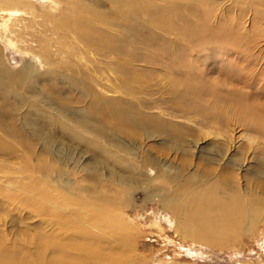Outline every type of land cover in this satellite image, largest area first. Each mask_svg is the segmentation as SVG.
<instances>
[{
  "label": "rangeland",
  "instance_id": "obj_1",
  "mask_svg": "<svg viewBox=\"0 0 264 264\" xmlns=\"http://www.w3.org/2000/svg\"><path fill=\"white\" fill-rule=\"evenodd\" d=\"M43 1L34 0L32 10L28 9L29 14L22 17L23 23L26 25L14 20L8 21L5 26V19L0 16V202L13 199L11 203L9 202L10 204H0V234L13 236L22 230L29 238L26 244L28 246L26 250L30 249L28 251L29 259L34 261L36 253L34 247L32 248L30 245L32 237L37 232V227L51 232V228L53 225L55 226L58 218L67 219L72 213L74 217L71 216V218L76 223L81 222L88 225L93 229V233L101 234L100 232L105 230V235L114 237L113 242L121 252L132 257L126 264H264V222L259 221L254 227H244L231 236L230 242L224 244L223 247L213 244L212 246L187 236L183 232L186 225L185 214L175 213L173 218L170 208L164 207L167 199L168 202L173 203V200L168 198V193L174 189L176 182L175 179L170 180L169 178L168 180V176L165 174L171 176L177 172L174 167L177 169L181 167L182 154L180 151L168 149L167 154L165 152L157 153L155 150L157 146L166 148L167 144L157 139H147L143 135L140 141L144 139V142L138 143H141L140 149L143 147V149L150 150L152 154L150 157L161 162L159 161V166H152L151 170L146 167V174L139 171L137 179L129 176V180L132 182L125 183L126 180L120 175L124 171L127 172V164L136 162L137 157L139 159L135 153L137 141L131 142L122 139L126 143L124 145L130 150L132 149L131 152L125 153L122 149L113 146L112 140L107 137L100 138L94 131L95 124L99 123L101 119L103 120V117L101 113L88 109L93 93L103 97L104 103L107 100L106 103H109V106L121 108L124 105L123 108L129 109L131 114H139L141 104L148 99L151 101L153 98L159 97L161 100H165L169 96L165 94L169 89L166 79L169 70L161 66L160 59L152 58V62L146 59L150 55L156 57L153 53H157L158 47L152 44L157 43V40L163 42L162 46L168 49L171 47V39L174 37L168 39L169 37L161 36L158 39L152 34L153 32H150L148 37L144 38L147 39L146 46L140 43L131 45L130 43L135 42L129 43L132 35L131 32H128L129 30L121 26L115 28L114 25L98 23V28L106 33L104 39L109 38L108 35L115 38L116 50L105 53L104 39H101L99 42L104 47L99 52L94 51L85 42L76 39L77 35L73 33L71 36L69 35L67 42L60 41L63 45L62 53L56 51L55 48L48 51L45 46L46 38L54 40V36L50 32L52 25L49 21L52 22V20L46 17L50 12V2ZM80 1L88 3L90 8L104 12L105 16H110L114 12L110 0ZM202 1L205 0H199V2ZM160 2L165 3L166 1L160 0ZM210 3L214 11V19L219 22L232 21L238 25V39L245 43H240L242 47L237 44L238 51L236 53L238 55L232 53L233 55L227 56L224 61L234 63L241 56H243L242 60L246 59L244 56H247L246 60L249 57L250 59L245 63L246 70L250 69L251 64L254 73L260 67L263 71L264 1L256 2L254 7H250L251 5L246 4L244 0H210ZM59 11L57 16L69 11V5L63 3ZM142 18L146 19L147 17L142 16ZM234 19H239V21ZM17 25L27 26L24 28L23 35L19 33L20 29ZM145 26L147 27L145 30H151L148 24ZM33 28L37 30L34 32ZM38 31L39 36L37 35ZM48 33L49 36H47ZM8 36L17 41L21 40L23 43L19 42L15 47L8 45ZM145 36L140 37L143 39ZM232 44L233 42L228 47ZM128 51L127 57L132 55L134 59L133 62L124 65ZM200 53L194 55V61L198 62L199 57L207 63V67L214 64V66H219L211 56H205L203 52ZM36 54L43 55V58L38 59ZM50 59L53 63L49 65L46 60ZM245 59L244 61H246ZM260 61H262V65H259ZM254 64H257L255 68ZM24 66L30 67L33 75L21 76L19 73ZM119 69L125 72L129 71L130 77L127 82L130 87L128 89H125L122 84L124 82L123 73ZM136 69H138V74H136ZM196 70L198 71L197 68ZM232 73L236 76L234 72ZM222 75L217 72L210 76L212 78L221 77L220 79L228 88L242 90L250 97V103L261 104V110L264 112L263 80L256 78L252 80V75L248 79L238 78L237 81L240 82L239 79H241L242 82L238 84L237 81L232 82L226 75ZM198 80L201 79L198 78ZM76 81L80 83L77 87L69 85ZM84 85L91 87L87 89ZM204 86H207L206 82H204ZM124 90L127 91L124 92ZM224 93L226 92L224 91ZM120 102H124V104L121 105ZM170 105L171 102L168 100L161 104L160 102H151L143 109L149 113L157 114V116L161 115L168 120L181 124L188 122L193 126L192 135L197 142L194 145L186 142L188 144L186 147L189 150L186 158L190 163L182 173L194 175V179H197L195 176L198 170L197 166L200 163L203 164V159L199 157L210 146L211 138L205 133L220 129L226 133L225 135L231 136V142H233V148L230 147L227 154L236 155L240 152V158H244L245 155H242L241 152H249V159L244 161L247 168H241L239 172L237 170V176L239 179L241 178L239 182L247 183V179L257 180L255 174L259 168L264 173V136L258 130L248 129L237 122L223 126L224 128L220 125L213 127L209 119L200 117L199 114H196L197 112H194L192 120H189L183 117V112L171 111L173 109L169 108ZM81 112H91L89 115L90 127L78 120L80 117L78 113ZM47 138L52 140L50 146H48L49 139ZM250 139L257 140H255L257 144L255 142V147L252 149L250 148ZM254 149L255 152H253ZM121 167L122 170H120ZM151 180L152 183H150ZM194 184L197 187L200 182ZM164 188L168 191H164ZM98 191L105 193L104 200L97 198L103 194H99ZM93 192L98 194L95 195ZM40 195L41 197L44 195L42 197L44 199ZM91 195L92 197L88 198ZM26 196L28 200L31 198L38 200L41 206L52 209H49L48 212L45 209L44 212L38 213L39 216H33L32 207L29 206L28 201L26 203L24 201ZM184 197L183 194L177 192L173 199L174 202H179L184 200ZM103 203L107 205L108 209L102 208ZM92 221L98 222L91 225ZM113 221L114 223H112ZM107 222L111 225H107ZM119 224L123 225L120 229ZM252 224L254 222L248 220L244 225L251 226ZM119 230H122L123 233H119ZM9 254V252L3 251L0 256L7 264L13 262V259H9Z\"/></svg>",
  "mask_w": 264,
  "mask_h": 264
},
{
  "label": "bare ground",
  "instance_id": "obj_2",
  "mask_svg": "<svg viewBox=\"0 0 264 264\" xmlns=\"http://www.w3.org/2000/svg\"><path fill=\"white\" fill-rule=\"evenodd\" d=\"M48 1L50 2V12L46 17L52 20V22L49 21L50 25H52L50 32L54 36V40L52 38H50L51 40L48 38H46L47 40L45 39V46L48 51H52L54 50L53 48H55L56 51L62 53L63 45L60 41L67 42L69 35L71 36L73 33H76V39L78 38V40L85 42V44L94 51L99 52L104 46V48H106L105 53H109L108 51H113L114 49L116 50L115 38L108 35L109 38L104 39L106 33L98 28V23L114 25L115 28L121 26L129 30L128 32L132 34L129 43L135 42L133 44L130 43L131 45H138L140 43L146 46L147 39L145 40L144 38H147L150 32H153L152 34L156 36V38L158 37V39L161 36L164 38L169 37L168 39H171L172 36L174 37L171 39L172 45L168 49L164 48L162 46L163 42L158 40L155 44L150 43L157 46L158 51H156V54L153 53L156 57H151L150 55L147 56L146 59L150 60V62H152V58H156L157 60L160 59L161 66L169 70L168 78L165 77L169 83V89L167 90L168 93L164 92L169 96L166 97L165 100L156 97L150 101L146 98L148 100L141 104L139 114H131L128 111L129 109L123 108L125 107L124 105L121 108L109 106V103H106V99L104 103L103 97L101 98L100 95L96 93L92 94V101L88 109L101 113L103 117V120L101 119L99 123L95 124L94 131L96 134H98L100 138H109L112 140L113 146L122 149L125 153L131 152L132 149L130 150L127 148L126 145H124L126 143L124 140L122 141V139H127L131 142L137 141V144H134L135 148H137L135 153L139 156V159L137 157L136 162L133 160L134 162L127 164V172L124 171L125 173L123 172L124 174L122 173L120 175V177L126 180L125 183L132 182V180H129V176L133 179H137L139 171L146 174V167L151 170L152 166H159L158 163L160 160L151 158L150 155L152 154L150 150L146 148L143 149V147L140 149L141 143H138L144 142V139L140 141L144 135L147 139H157L167 144L166 148L154 147L157 153H166V151H169L168 149H171L172 151H180L182 154L181 167H178V169L174 167L177 172L171 176L165 174V176H168V180L169 178L170 180L175 179L176 182L174 189L168 193V198L170 197L173 203L168 202L167 199L164 207L170 208V211L173 213V218L175 213L185 214L186 225L183 232H185L187 236L210 245H222L223 247L224 244L230 242L231 236L244 229V227H254L257 222H264V173L262 169L259 168L256 170L255 176H257V180L247 179V183L243 181L239 182L241 178L239 179V176H237L239 169L247 168L244 161L249 159V152H241L242 155H245V157L243 156L244 158H240V152L236 155L227 154V151H229V148L233 145V142H231L232 139L230 138L231 136L225 135L226 133L220 129L221 127L219 128L220 130L217 129L218 131L210 130L205 133V135L211 138V140L209 139L210 146H208V149L199 157L203 159V164L200 163V166H197L198 170L195 175L197 179H194V175L191 176L190 174H184L185 172L182 173L187 169L188 163H190L189 159L186 158V154L189 153L186 147L188 144H186V142H190L193 145L197 142L192 135L193 126L188 122L181 124L173 120H168L167 118L161 117V115L157 116V114L149 113L143 109V107L151 102H160L161 104L163 101L168 100L171 102L169 108L173 109L171 111L177 110L181 111V113L183 112V117L186 119L192 120V114L197 112L196 114H199L200 117L209 119L213 127L216 125L223 127L237 122L248 129L258 130V132L264 136V112L261 110L262 105L250 103V97L242 90L228 88L220 79L221 77L212 78V76H210L211 74L219 72L226 75L229 80L231 79L233 82L237 81L240 77H243L242 79H248V77L251 78L253 75L252 80L256 78L257 80L260 79L264 81V70L261 71L262 69L260 66V68L257 67L258 71H255V73L251 64L250 69L247 68L248 70H246L244 68L245 63L248 62L250 57L246 60L247 56H244L246 57V59L244 58L246 61H244V59L242 60L243 56H239L240 58L235 60L234 63L224 61V58L226 59V57L230 56L232 53L238 55L236 53L238 51L237 44L242 47L240 43H244L242 40L238 39L239 26L235 25L232 21H216L214 19V11L210 0H205L204 2H199V0H165V3H161L160 0H110L113 5L111 7L114 9L112 15L109 14L110 16H105L104 12L102 13L98 9L96 10L95 8L88 7V3H84L80 0ZM244 1L246 4L251 5L250 7H254L253 5L256 2H263L264 0ZM33 2L34 0H0V16L5 19V26L8 21L15 20L23 23L22 17L29 14L28 9L32 10ZM63 3L69 5V11L57 16L56 14ZM58 6L59 8H57ZM142 16H146L147 18L143 19ZM239 19L234 20L238 22ZM23 24L26 25V23ZM145 24H148L151 30H145ZM24 25H17L20 29V32H18L22 35L24 34V28H27V26ZM139 27H141V30H139ZM33 30L35 32L37 29L35 30L33 28ZM45 31L47 32V30ZM38 34L39 31L37 35ZM47 36H49V33ZM140 36L145 37L142 39ZM7 38L8 45L13 47L21 42V40L17 41L9 36ZM19 39L21 38L19 37ZM101 39H104V46L99 42ZM66 42L63 43L67 44ZM232 42L233 44L228 47ZM232 48L233 50H230ZM129 51L127 53L125 52L126 57ZM200 52H203L205 56H211L213 60L218 62L219 66H214V64L207 67V63L202 61L199 57L197 59L198 62H196V60L194 61V55ZM246 55L249 56L250 54ZM36 57L40 59L43 58V55H37ZM133 59L134 57L132 55L125 58L124 65L128 64V62H133ZM50 60H46L49 65L53 63L52 59ZM260 62L261 64L259 65H262V61ZM255 66H257V64H254V68ZM119 71L123 73L122 79L124 82L122 81V84H124L125 89H128L130 87V84L127 82L130 77L128 74L129 71L125 72L120 69ZM137 71L138 69H136V72ZM232 72H234L236 76L233 75ZM32 73L33 71L30 67L24 66L19 74L25 76L31 75ZM136 74H138V72ZM198 78L201 80L199 81ZM239 81L241 82V79H239ZM204 82H206L207 86H204ZM240 82L237 81L236 83L239 84ZM79 84L80 83L76 81L69 85L77 87ZM84 87L88 89L91 86L84 85ZM121 88L124 87L122 86ZM125 91L127 90H124V92ZM224 91L226 93H224ZM139 101L141 102L143 100ZM120 104L122 105L124 102H120ZM70 109L73 110L72 108ZM90 113L91 112L78 113L80 116L78 120L85 126L88 125V127H90L89 124H91L89 120ZM49 138L52 139L51 137ZM50 139L48 141V146L52 143ZM256 139H250L251 141H249V143L251 149L255 147V142L258 140ZM255 149L253 152H255ZM133 155L135 154L133 153ZM115 166L117 167V165ZM120 170H122V167ZM162 171L164 170L162 169ZM160 174L163 175L161 172ZM199 182L200 185L195 187L194 185L196 184L194 183ZM150 183H152V180ZM164 189V191H168V189ZM177 192L185 196L184 200L174 202L173 198L176 197ZM98 193L101 194L103 192L98 191ZM98 193L94 194L96 195ZM101 195L102 196L97 198L104 200L105 193ZM91 197L92 195L88 196V198ZM25 199V203L28 201L30 204L29 206L32 207L33 216H39L38 213H40V211L44 212L45 209L47 212L49 209H52H47L43 205L42 209L38 200H33L32 198L28 200L27 196ZM11 201L4 200L3 202L1 201L0 204H10ZM102 208L108 209L105 203L102 204ZM71 216L72 213L67 219H64V217H57L58 219L57 221L55 220L57 222L55 226L53 225V228L50 227L52 229L51 232L37 227V232L31 239L32 243L31 245L29 244L32 248L34 247V252L36 253V259L34 261H32L33 259H29L28 251L30 249L28 248V250H26L28 247L26 244L29 238L22 230L16 231L17 233L13 236H3L0 234V256L3 251L9 252V259H13L11 264H126L131 260L132 257L129 254L122 253L119 247L114 244V237L105 235V230H101V234H97L95 231V233H93L91 227L81 222L76 223ZM248 220L253 221L254 224L251 226L244 225ZM97 222L92 221L91 225L97 224ZM112 223H114V221ZM107 225L111 224L107 222ZM121 226L123 225L119 224V229ZM92 227L95 228L94 226ZM121 231L119 230V233H123V231ZM65 239L67 240L65 241ZM0 264L7 263L0 257Z\"/></svg>",
  "mask_w": 264,
  "mask_h": 264
}]
</instances>
